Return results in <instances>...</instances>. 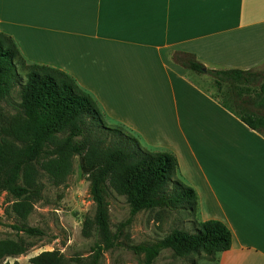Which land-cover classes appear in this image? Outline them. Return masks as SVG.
<instances>
[{"label": "crops", "instance_id": "obj_1", "mask_svg": "<svg viewBox=\"0 0 264 264\" xmlns=\"http://www.w3.org/2000/svg\"><path fill=\"white\" fill-rule=\"evenodd\" d=\"M2 30L29 62L73 77L117 128L176 156L181 182L186 173L198 187L199 217L210 209L200 219L233 234L217 264H264V134L175 57L263 71L264 0H0Z\"/></svg>", "mask_w": 264, "mask_h": 264}, {"label": "trees", "instance_id": "obj_2", "mask_svg": "<svg viewBox=\"0 0 264 264\" xmlns=\"http://www.w3.org/2000/svg\"><path fill=\"white\" fill-rule=\"evenodd\" d=\"M176 61L188 69L207 74L222 97L211 95L237 115L250 129L264 134V70L218 71L206 69L193 55ZM206 69V72H204ZM18 90L15 122L4 119L2 103L9 104ZM92 180L95 214L86 219L83 232L95 228L102 235L90 264H99L102 252L114 246L109 230L105 189L111 186L132 203L129 226L142 210L188 211L198 216L196 191L178 178V160L171 152L142 149L136 139L121 129L106 126L95 98L81 89L65 71L26 60L18 43L0 31V191L13 192L12 211L22 221L16 225L17 239L0 240V264L25 255L32 247L28 240L44 231L26 225L44 190L42 176L55 186L72 174L74 158ZM123 231V230H121ZM233 245V234L220 220L197 221L195 232L174 230L155 244L125 245L139 256L156 257L170 250L176 257L203 254L215 260ZM30 264H67L58 251H45Z\"/></svg>", "mask_w": 264, "mask_h": 264}, {"label": "rangeland", "instance_id": "obj_3", "mask_svg": "<svg viewBox=\"0 0 264 264\" xmlns=\"http://www.w3.org/2000/svg\"><path fill=\"white\" fill-rule=\"evenodd\" d=\"M2 32L6 31L2 30ZM19 47L25 52L22 43L19 44ZM28 57L33 56L28 54ZM261 70H264V67ZM194 79V82L211 95L222 97L211 76L198 74ZM19 101L18 90H15L10 103H2L1 113L5 121L15 122L21 116L17 109ZM103 122L106 126L117 128L104 115ZM118 129L133 136L140 148L148 149L143 146V142L138 137H135L129 131L121 127ZM207 159L205 158V160ZM182 177L183 184L193 188L197 193L198 187L195 189L192 186L193 181L189 179L188 174L183 173ZM177 178L179 179V174ZM42 182L44 190L41 198L36 202L33 213L25 223L30 227L43 230L44 235L28 240L32 247L25 255L18 258H8L6 261L9 264H30L31 259L42 252L58 251L64 256L67 264H90L96 246L102 245L103 241L102 235L94 227L90 228L88 235L83 232L85 220L93 219L96 206L91 194L92 180L82 170L80 157L76 156L74 158L72 174L64 184L55 186L46 176H42ZM105 197L108 205L110 236L114 241V246L102 252L99 264L218 263L220 255H217L215 260H211L203 254L176 257L170 250H162L156 257L145 254L137 256L125 248V245L155 244L174 230L193 233L197 227V221H202L201 219L209 216V207L203 206L200 217L198 212L196 218L188 211L142 210L134 217L129 226L120 229V224L130 216L132 203L126 196L119 194L111 186L105 189ZM16 199L13 192L9 190L0 191V240L17 239V230L14 227L18 224L21 225L22 221L12 211V204Z\"/></svg>", "mask_w": 264, "mask_h": 264}, {"label": "water", "instance_id": "obj_4", "mask_svg": "<svg viewBox=\"0 0 264 264\" xmlns=\"http://www.w3.org/2000/svg\"><path fill=\"white\" fill-rule=\"evenodd\" d=\"M204 72H206V69H204Z\"/></svg>", "mask_w": 264, "mask_h": 264}]
</instances>
